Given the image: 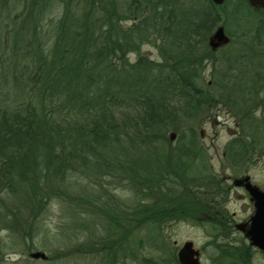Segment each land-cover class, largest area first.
Here are the masks:
<instances>
[{
  "label": "trees",
  "instance_id": "16d2710c",
  "mask_svg": "<svg viewBox=\"0 0 264 264\" xmlns=\"http://www.w3.org/2000/svg\"><path fill=\"white\" fill-rule=\"evenodd\" d=\"M229 4L0 0V263L9 250L29 253L44 232L40 219L56 202L58 229L84 238L81 253L89 241L99 255L95 264H151L142 251L153 232L160 236L164 224L205 213L196 206L208 202L198 204L187 192L225 190L194 147L196 121L218 105L239 126L223 148L228 168L241 170L264 154V17L238 27ZM242 7L257 10L237 0L234 15ZM230 22V43L241 41V50L222 57L225 67L216 70L218 48L212 51L207 39ZM145 45L157 60L141 54ZM205 62L212 70L203 86ZM168 131L179 135L174 147ZM75 179H85L90 193L80 196L86 191L73 187ZM115 188L131 200L115 201ZM91 214L103 233L86 238L91 221L74 219ZM70 237L61 234L57 242ZM132 244L136 253L127 252ZM164 261L177 264L171 254Z\"/></svg>",
  "mask_w": 264,
  "mask_h": 264
},
{
  "label": "rangeland",
  "instance_id": "374dc122",
  "mask_svg": "<svg viewBox=\"0 0 264 264\" xmlns=\"http://www.w3.org/2000/svg\"><path fill=\"white\" fill-rule=\"evenodd\" d=\"M229 1V8H228V17H238V20H236V25L239 27L245 26L247 24L246 21L251 22L252 17H262L264 14V10L257 9L253 10L255 13H249L246 12V9L244 7L241 8L239 15H234L233 13V7L237 0H228ZM232 9V11H231ZM262 10V13L260 11ZM259 11V13H258ZM248 13V14H247ZM250 17V18H246ZM219 26V25H217ZM216 26V27H217ZM215 27V28H216ZM224 29L225 34L229 37L228 32L235 31V24L233 22H230L228 26H222ZM214 28V29H215ZM213 29V31H214ZM212 31V32H213ZM228 31V32H227ZM212 34V33H211ZM210 34V35H211ZM241 41H236L230 43V37H229V43L227 45H224L220 48H218L215 52V57L218 60L215 64V69H223L225 65L220 61L222 57H226L228 53H231L232 55L235 54L237 51L241 50ZM243 49H245L243 47ZM141 54L148 59L151 60H157V53L156 50L149 46L145 45L141 49ZM130 61H133L134 56H129ZM203 72H202V85L208 83L210 84L211 78V65L209 62H205L203 64ZM246 86H249V84H245ZM236 96H240L239 92H235ZM264 96V95H262ZM261 96V97H262ZM261 112L260 109H257V113ZM263 112V111H262ZM195 131L197 136V141L194 144V147L201 148V154L203 157L207 159V162L210 167V175L212 177H216L217 179L221 180L222 184L225 188V190H230L228 203L226 206V211L228 212V215L231 216V213H234V219L235 221L241 222L243 221L251 212V208L245 204V199L243 200H236L233 197V191L236 192V195H241V188L234 187L232 182L233 178H241L244 176H248L250 179V182L255 185L259 189H264V154H260L257 160L253 163H247L243 166L241 170H237L235 172H232L231 169L228 168V165L223 161V148L225 144L232 139L233 137L238 135L239 132V126L236 117L231 112H228L227 109L216 106L211 111L209 110L208 113L199 116L198 121H196L195 124ZM173 133L174 137L171 141L170 145L171 147L176 146V139L178 138V133L173 131L167 132V137H169V134ZM253 161V160H252ZM87 182L85 179H75V183L73 187H79L84 188L86 192H80L79 195L83 196L88 193L89 187L87 186ZM116 185L115 183H112L110 186ZM99 191V190H97ZM98 193L94 194V198L98 197ZM110 195H113L115 197V201L128 203L131 200V194L130 192L126 190H122L120 188H115L112 191H110ZM113 197V198H114ZM227 200V198H226ZM95 211V209H93ZM90 222L87 227L91 229V232L88 231L86 233L87 237H98L103 232L100 231L101 234L98 232L99 226H96L95 224L97 222V216L94 214H91L90 217L85 216L84 218L78 217L77 219H74V223L79 222ZM62 224V210L60 209V206L56 204V202H51L48 206L47 213L44 215L43 218L40 219L38 226L39 228H43L44 232H41L39 234L40 237H37L32 249L29 251V253H26L25 251H22L21 248H17L15 250H9L4 255V260L0 264H95L99 260V255H94V253L91 252L90 249L87 248V245L89 244V241L87 242L85 249L86 251L81 253L79 250L78 244L81 243L84 238L81 239H72L69 236V233L64 231H60L58 227ZM75 227H78L77 225ZM158 231V230H157ZM160 236H158L157 232H153L152 237L149 238L148 244L146 242L144 243V248L142 251V255L144 257H152V263L151 264H162L161 259H165L170 254L173 247V242L176 243L177 247H180L184 242L190 241L192 242L193 248L200 250L205 245V243L214 241V235L215 238H218V240H215L216 242H220L223 238L221 236H217L216 231H211L208 227L207 223L200 222L199 226H190L186 224H182L181 222H175L170 224H164L162 228L159 229ZM60 234V235H59ZM64 236L65 239L66 236L70 237L72 239L70 242H66L65 245L57 242L59 237ZM59 237L56 239V236ZM221 235V234H220ZM233 240L238 241L241 240V235L234 231ZM44 239V246L42 247L40 245V239ZM74 238V237H73ZM90 240V239H89ZM161 245V246H160ZM124 246V244H123ZM130 248L127 249V252H130L133 250L135 251V245H130ZM77 248L80 252H74L72 254H67L64 259L61 260H53L51 259L52 256L56 255V253L59 252H66L68 250H72ZM39 251L44 253L46 258L44 260H35L29 258V254ZM124 252V247H123ZM136 253V251H135ZM202 253L207 255L214 254V250L211 248H203ZM203 258V257H202ZM207 258V257H206ZM204 260V258H203ZM224 264H226V261H222ZM222 263V264H223ZM124 264H139L137 262H131L126 261ZM163 264H166L164 261ZM203 264H209L207 261L204 260ZM250 264H264V260H262L260 257L254 256Z\"/></svg>",
  "mask_w": 264,
  "mask_h": 264
},
{
  "label": "flooded vegetation",
  "instance_id": "af4514ba",
  "mask_svg": "<svg viewBox=\"0 0 264 264\" xmlns=\"http://www.w3.org/2000/svg\"><path fill=\"white\" fill-rule=\"evenodd\" d=\"M264 10L263 8H260ZM264 17V14L262 15ZM245 177V176H244ZM248 177V176H247ZM241 178H233V186L241 188V195H236V192L233 191V197L236 200H243L251 208L250 214L241 222L235 221L234 213H231V216L228 215L226 211V206L228 203L230 190L223 191H204V190H190L187 194L194 195L199 200H196L197 203L208 202L207 207H202L200 205L196 206L197 208H202L205 210V213H201L198 216H194L196 221L187 219L182 224L190 226H199L200 222L208 224V227L211 231H216L217 236H221L223 239L220 242H216L218 238H215L214 241L207 242L202 247V249L197 250L193 248L192 242L186 241L180 247H177L176 243L173 242L174 250L170 252L171 256L174 257L177 264H185L179 261L178 254L181 251L185 243H190V253L186 250L183 251L184 258L187 260H196L197 264H203L204 260L209 264H222V261H226V264H250L254 256L260 257L264 260V249H259L251 244L249 241L246 232L250 226V219L254 214V199L249 195V193L243 188V184L237 183ZM250 182V179H249ZM237 183V184H236ZM251 183V182H250ZM252 184V183H251ZM253 185V184H252ZM259 189V188H258ZM260 192L264 194V189H259ZM209 194V195H206ZM187 197V196H186ZM227 198V200H226ZM206 199V200H202ZM188 201V199H187ZM264 205V199H263ZM264 214V213H263ZM264 216V215H263ZM193 219V220H194ZM234 231H237L241 235V240L234 241L233 234ZM221 234V235H220ZM264 237V232H263ZM203 248H211L214 250V254L205 256L202 251ZM204 260H203V258ZM207 257V258H206ZM224 264V263H223Z\"/></svg>",
  "mask_w": 264,
  "mask_h": 264
},
{
  "label": "water",
  "instance_id": "95a60500",
  "mask_svg": "<svg viewBox=\"0 0 264 264\" xmlns=\"http://www.w3.org/2000/svg\"><path fill=\"white\" fill-rule=\"evenodd\" d=\"M215 5H221L223 0H210ZM247 4L254 9H264V0H246ZM229 43V37L225 34L222 26H217L212 34L207 39L208 47L214 51ZM174 137L173 133L169 134V140L172 141ZM237 183L243 184V188L249 193V195L254 199V214L250 219V226L246 232V235L251 242V244L259 249H264V205L263 199L264 194L260 190L249 182V177L245 176ZM236 183V184H237ZM190 243H185L181 251L178 254L179 261L185 264H197L196 260H187L184 258L183 251L190 253ZM29 258L35 260H44L46 257L44 253L39 251H34L29 254Z\"/></svg>",
  "mask_w": 264,
  "mask_h": 264
}]
</instances>
